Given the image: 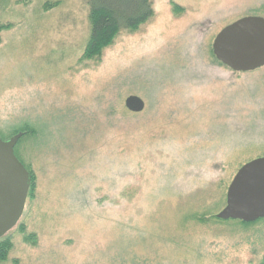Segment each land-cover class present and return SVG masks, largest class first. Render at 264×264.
Instances as JSON below:
<instances>
[{"label":"rangeland","instance_id":"rangeland-1","mask_svg":"<svg viewBox=\"0 0 264 264\" xmlns=\"http://www.w3.org/2000/svg\"><path fill=\"white\" fill-rule=\"evenodd\" d=\"M153 17L87 52L85 0H0V137L33 176L0 264H259L264 219L221 221L264 156V67L216 35L264 0H151ZM137 96L140 113L125 100Z\"/></svg>","mask_w":264,"mask_h":264},{"label":"water","instance_id":"water-1","mask_svg":"<svg viewBox=\"0 0 264 264\" xmlns=\"http://www.w3.org/2000/svg\"><path fill=\"white\" fill-rule=\"evenodd\" d=\"M215 59L234 72H252L264 67V18L244 17L223 28L212 44ZM132 113L144 109L137 96L125 100ZM22 134L7 140L0 137V239L19 222L30 186V174L14 154ZM221 221L254 223L264 219V156L243 165L226 193Z\"/></svg>","mask_w":264,"mask_h":264},{"label":"trees","instance_id":"trees-1","mask_svg":"<svg viewBox=\"0 0 264 264\" xmlns=\"http://www.w3.org/2000/svg\"><path fill=\"white\" fill-rule=\"evenodd\" d=\"M85 1L89 8L91 20L87 46V52L91 53V55L98 54L117 33L123 30L134 31L149 21L154 15L151 0ZM28 173L30 174L29 195L32 190L33 176L29 171ZM4 247H9V242L0 239V260L5 259ZM259 264H264V257Z\"/></svg>","mask_w":264,"mask_h":264}]
</instances>
